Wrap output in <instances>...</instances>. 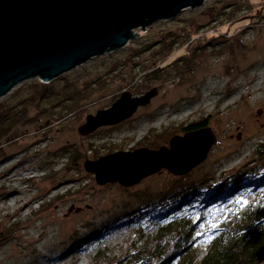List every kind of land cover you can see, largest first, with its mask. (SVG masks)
Here are the masks:
<instances>
[{"label": "rangeland", "instance_id": "rangeland-1", "mask_svg": "<svg viewBox=\"0 0 264 264\" xmlns=\"http://www.w3.org/2000/svg\"><path fill=\"white\" fill-rule=\"evenodd\" d=\"M229 1L242 8L234 17L229 15L233 8H221ZM235 1L205 0L172 19L134 30L137 35L125 47L93 57L49 82L26 80L0 98V105L25 109L33 117L36 109L24 99L35 82L56 89L68 83L86 95L82 116L75 120L70 115L61 122L71 121L67 128L50 134L58 116L45 114L33 124L13 127L2 140L0 264H115L134 249H152L153 224L140 229L121 220L156 205L178 177L187 183H215L238 171L264 169V0H249L254 7L248 10L245 0ZM193 19L202 25L199 35L234 38L237 48L207 55L185 79L167 62L171 66L159 72L158 80L140 94L131 93L147 80L146 68L157 67L163 58V51L152 56L156 50L169 45V57L181 51L185 27ZM147 44L148 49L141 48ZM151 89L156 95L130 118L86 130L87 117L110 107L121 93L140 96ZM196 123L206 124L215 140L206 159L183 176L162 169L125 187L98 184L85 167L118 151L167 147L172 137L185 134V126ZM240 198L253 204L254 213L264 210V200L254 194L242 191L234 197ZM228 204L203 208V218L188 239L199 252L196 261L208 249L207 231L235 222Z\"/></svg>", "mask_w": 264, "mask_h": 264}, {"label": "water", "instance_id": "water-1", "mask_svg": "<svg viewBox=\"0 0 264 264\" xmlns=\"http://www.w3.org/2000/svg\"><path fill=\"white\" fill-rule=\"evenodd\" d=\"M205 0H0V98L33 78L49 82L89 59L125 47L133 31L197 8ZM123 92L86 119L92 132L130 118L156 95ZM215 134L204 127L176 135L168 146L118 151L85 167L96 183L129 187L164 169L183 176L203 162Z\"/></svg>", "mask_w": 264, "mask_h": 264}, {"label": "trees", "instance_id": "trees-1", "mask_svg": "<svg viewBox=\"0 0 264 264\" xmlns=\"http://www.w3.org/2000/svg\"><path fill=\"white\" fill-rule=\"evenodd\" d=\"M245 1L247 7L244 4L243 6L247 10L254 5L249 0ZM221 8H233L229 13L232 17L235 16L233 12L242 10L241 5H236V1L222 3ZM232 20L233 18L229 21ZM187 26L188 28L185 27L186 32L183 34L184 41L181 51L175 52L169 57L171 54L169 45L161 46L160 50H156L152 56L163 51L164 53L161 55L163 58L160 59L157 67L151 70L147 69L149 66L146 68L149 71L146 75L147 80H142L141 84L138 83L131 93L140 94L148 88V84L152 80H158L159 72H163L168 66L172 65L175 73L181 72V78L185 79L184 75L193 72L207 55L227 49L232 51L237 48L234 38L224 39L220 36L221 34L217 36L206 33L199 35L202 25L198 24L196 19H193ZM249 26L251 25L244 27L248 28ZM149 46L150 44L142 45L141 48L148 49ZM216 48L221 50L216 51ZM134 52L136 53V50ZM137 55L136 53L133 57H137ZM167 62H170L171 65H167ZM31 88L32 92L24 100L30 104L29 106L36 109L37 114L33 117H29L25 109L14 111L12 108L0 105V147L2 140L13 127L33 124L41 115L56 114L58 116L54 125L50 127V134L67 128L71 121L65 125H61V122L66 121L70 115H75V120L82 116L83 108L80 104L86 95H83L84 93L72 85L65 83L60 89H56L52 84L35 82ZM79 110L80 112H78ZM55 111H58V114ZM204 127L207 125L190 124L182 129V133L196 131ZM149 146L152 149L157 147ZM242 191L252 193L264 200V169L250 172L238 171L215 183L208 180L187 183L183 177H178L167 192L157 200L156 205H148L142 210L139 208L135 216L121 220L123 225L132 223L140 229L148 227L150 223L153 224L155 232L152 249L147 250L146 247L134 249L115 264H264V210L256 214L253 211L252 203L245 202L241 198L234 199ZM222 203H229L230 210L228 212H231L235 222L231 220L226 225L207 231L204 238L207 241L208 249L206 254L196 261L199 252L194 244L188 243L193 227L203 218L204 207L218 206Z\"/></svg>", "mask_w": 264, "mask_h": 264}]
</instances>
